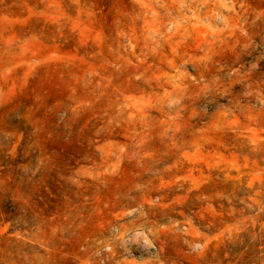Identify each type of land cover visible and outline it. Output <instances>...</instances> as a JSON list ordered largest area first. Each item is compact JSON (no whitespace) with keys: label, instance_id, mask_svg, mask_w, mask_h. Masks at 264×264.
<instances>
[{"label":"rangeland","instance_id":"obj_1","mask_svg":"<svg viewBox=\"0 0 264 264\" xmlns=\"http://www.w3.org/2000/svg\"><path fill=\"white\" fill-rule=\"evenodd\" d=\"M0 264H264V0H0Z\"/></svg>","mask_w":264,"mask_h":264}]
</instances>
